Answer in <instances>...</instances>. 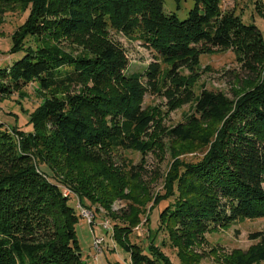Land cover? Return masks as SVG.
<instances>
[{
    "label": "trees",
    "instance_id": "1",
    "mask_svg": "<svg viewBox=\"0 0 264 264\" xmlns=\"http://www.w3.org/2000/svg\"><path fill=\"white\" fill-rule=\"evenodd\" d=\"M195 1L188 18L180 20L165 13L164 0H0V15L14 6L28 12L12 36V53L23 57L0 68V96L31 83L50 94L30 116L33 130H9L0 123L5 170L0 174V264H84L76 226L80 218L87 220L85 210L93 227L100 218L98 204L109 216L103 221L108 227H102L128 252L131 264H169L151 235L147 250L128 240L147 212L135 208L136 199L126 192L140 184V173L126 160L118 165L99 152L151 150L149 131L158 126L156 113L143 108L148 92L166 99L170 108L195 104L190 124H179L168 135L182 143H197L203 135L200 144L208 147L198 162L172 167L166 188L175 202L165 197L154 204L170 201L160 213L157 234L164 231L176 243L184 232L182 244L190 248L216 217L222 227L264 219V69L246 82L236 102L205 84L196 96L192 86L203 54L236 47L244 67L253 69V59H264V39L254 26L225 13L222 0ZM110 31L141 42L153 62L129 72L130 59ZM242 37L246 43L235 45ZM65 40L85 54L66 52ZM72 87L82 92L58 95ZM206 122L222 124L214 138L200 131ZM40 165L52 177L40 172ZM118 199L131 205L121 217L123 225L111 210ZM251 239L259 244L246 254L237 252L229 264L264 263V232Z\"/></svg>",
    "mask_w": 264,
    "mask_h": 264
},
{
    "label": "rangeland",
    "instance_id": "2",
    "mask_svg": "<svg viewBox=\"0 0 264 264\" xmlns=\"http://www.w3.org/2000/svg\"><path fill=\"white\" fill-rule=\"evenodd\" d=\"M195 4V0H164V11L167 14L177 15L180 20H185ZM221 6L225 13H234L240 17L244 24L254 26V31L261 34L264 39V0H222ZM10 10L13 11L0 15V68L2 69L9 67L12 61H17L23 57L22 53H12V36L25 22L28 12H23L17 6ZM109 35L112 41L125 49L130 59L129 72H141L149 63L153 62L151 51L141 42L130 41L121 32L110 31ZM247 41L249 42L248 39ZM238 43L244 44L246 39L243 38L235 45ZM61 47L74 55L85 54L81 47L76 46L71 41L61 42ZM238 58L240 56L236 54V47L227 51L213 48L210 53L203 54L198 67L200 70L196 74L197 80L192 85L196 96L201 93L205 84L206 89L215 92L221 91L228 99L236 102L240 98V93L246 86V82L253 81L259 76L260 70L264 69V59L256 61V63H253L255 62L253 59L251 65L254 64V68L248 69ZM185 74L189 75L190 72L187 71ZM9 90L8 94L0 96V123H3L9 130L15 127L26 132L33 130L32 124L29 122L30 116L44 104L46 97L50 94L42 91L38 83H31L21 88H9ZM81 92L80 87H72L67 92L61 90L58 95L66 97L67 94L78 95ZM143 108L145 110L149 108L148 110L156 113L158 126V129L149 131L153 143L149 152L142 153L136 150L99 151L102 158L111 156L118 165H122L126 160L127 164L130 163V165L135 166V171L140 173V184H133V190L128 189L126 192L129 193L130 191L136 199L137 206L135 208L140 211L147 210V212L140 216L141 223L133 229L128 240L132 244H140L146 249L150 243L149 235H151L159 250L170 261L169 264H195L196 261H198L196 264H229L228 261L235 260L234 256L237 252L246 254L250 248L259 244V240H253L251 237L256 233L264 232V219L232 222L228 224L229 226L222 227L218 224L219 218L216 217V220L206 222L207 228L197 233L193 240L194 245L190 248H186L187 246L182 244V242H186L184 232L180 235L181 240L176 241L177 244L170 240L166 232L162 231L157 234L161 211L170 201L173 202L172 198L175 202L174 195H169L166 188L172 167L182 162H198L208 147L204 143L200 144L203 135H200V141L197 143L196 141L182 143L168 135L173 127L179 124H190L191 118L196 115L195 104H180L170 108L167 106L166 99L148 92L144 99ZM108 120H112L111 117ZM206 123L202 124L203 129L200 131L202 130L203 133L214 138V132L222 128V124ZM80 170L86 169L81 167ZM39 171H44L52 177L50 170L45 166L40 165ZM1 172L5 173L3 167L0 168V174ZM141 194H146L149 199L146 201L139 199L138 196ZM165 197H169L170 201L160 203L158 206L154 205L159 199ZM128 204L121 199L115 200L111 204L112 212H116L117 216L120 217V220H117L119 224L123 225L124 222L121 217L123 218L124 214L129 213L131 205ZM95 207L100 215L95 225L92 227L89 224V217L85 214V210H82V216L88 221L80 218L76 226L84 264H131L128 252L123 249L121 244L114 243L110 238L111 232H107L102 227V225L106 226L107 222L103 221L109 217L106 210L99 204ZM102 217L104 219H101ZM97 239L102 240V250H98L96 247ZM179 246H182V253L185 255L183 261L178 255ZM160 264L167 263L161 261Z\"/></svg>",
    "mask_w": 264,
    "mask_h": 264
},
{
    "label": "built area",
    "instance_id": "3",
    "mask_svg": "<svg viewBox=\"0 0 264 264\" xmlns=\"http://www.w3.org/2000/svg\"><path fill=\"white\" fill-rule=\"evenodd\" d=\"M85 214L88 215V217H89V223H91L92 214L90 212H88V211H85ZM105 227H108L107 224H106ZM101 243H102V240H100V239H97L96 240V247H97L98 250H102L101 249V245H102Z\"/></svg>",
    "mask_w": 264,
    "mask_h": 264
},
{
    "label": "bare ground",
    "instance_id": "4",
    "mask_svg": "<svg viewBox=\"0 0 264 264\" xmlns=\"http://www.w3.org/2000/svg\"><path fill=\"white\" fill-rule=\"evenodd\" d=\"M88 216V215H87Z\"/></svg>",
    "mask_w": 264,
    "mask_h": 264
}]
</instances>
